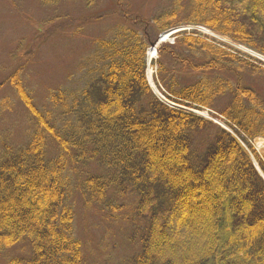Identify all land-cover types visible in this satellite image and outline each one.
Listing matches in <instances>:
<instances>
[{"label": "trees", "instance_id": "trees-1", "mask_svg": "<svg viewBox=\"0 0 264 264\" xmlns=\"http://www.w3.org/2000/svg\"><path fill=\"white\" fill-rule=\"evenodd\" d=\"M113 1L108 16L122 23L95 41L82 86L53 89L39 106L20 70L4 80L28 128L21 143L0 142V255L29 247L4 264H84L74 194L110 220L127 218L124 198L134 199L144 228L121 264H264V179L248 153L264 174V153L249 143L264 137V63L191 28L161 42L152 61L156 86L177 106L145 74L147 48L181 25L264 56V0H163L149 16ZM189 109L214 112L233 133Z\"/></svg>", "mask_w": 264, "mask_h": 264}, {"label": "rangeland", "instance_id": "rangeland-1", "mask_svg": "<svg viewBox=\"0 0 264 264\" xmlns=\"http://www.w3.org/2000/svg\"><path fill=\"white\" fill-rule=\"evenodd\" d=\"M43 1L0 0V142L19 144L25 140L28 128L27 109L13 88L4 81L11 72L20 70L24 84L36 104L48 105L49 91L59 87L73 89L82 86L81 76L92 66L91 61L89 63L87 60L93 52L95 41L108 37L115 23H122L120 17L108 16L115 9L113 0H96L92 5H86L84 0H60L55 5ZM129 1L131 8L144 16H149L160 4L163 6V0ZM175 28H194L264 63L263 55L203 26L181 25ZM172 32L165 41L173 40ZM160 43L157 42V47ZM149 52L148 48L146 55L149 56ZM155 58V55L147 58L145 74L152 90L166 101L153 77L155 65L152 61ZM194 113L233 133L221 117L212 116L214 112L201 109L194 110ZM240 142L247 149L246 144ZM249 143L257 154L264 153V137L258 136ZM248 153L264 178L257 160L250 151ZM124 199L126 206L119 215L127 218L110 220L108 210H101L95 204H86L83 196H72L71 202L75 209L73 228L83 243L84 264H118L137 250L144 222L142 219L136 220L133 214L134 199L131 196ZM134 232H137L136 237ZM8 255L26 257L29 247L25 242L12 246L3 256L0 255V264H4Z\"/></svg>", "mask_w": 264, "mask_h": 264}, {"label": "bare ground", "instance_id": "bare-ground-1", "mask_svg": "<svg viewBox=\"0 0 264 264\" xmlns=\"http://www.w3.org/2000/svg\"><path fill=\"white\" fill-rule=\"evenodd\" d=\"M154 55V51L150 50L148 58H151Z\"/></svg>", "mask_w": 264, "mask_h": 264}, {"label": "water", "instance_id": "water-1", "mask_svg": "<svg viewBox=\"0 0 264 264\" xmlns=\"http://www.w3.org/2000/svg\"><path fill=\"white\" fill-rule=\"evenodd\" d=\"M166 33H167V32H165V33L161 34V35H160V38H161V39H163V38H164V36L166 35ZM164 34H165V35H164ZM152 47H153V45H152Z\"/></svg>", "mask_w": 264, "mask_h": 264}]
</instances>
